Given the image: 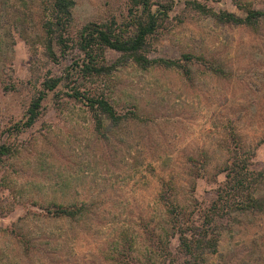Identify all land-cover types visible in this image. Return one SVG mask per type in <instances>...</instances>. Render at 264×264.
<instances>
[{"label":"rangeland","instance_id":"obj_1","mask_svg":"<svg viewBox=\"0 0 264 264\" xmlns=\"http://www.w3.org/2000/svg\"><path fill=\"white\" fill-rule=\"evenodd\" d=\"M171 1L150 56H204L225 74L195 63L188 78L131 62L93 82L67 78L81 54L48 56L44 0H0V146L12 149L0 163V264H126L118 260L124 232L141 262L171 264L152 251L146 223L169 241L174 263L184 262L179 240L168 235L162 183L172 181L184 208L198 213L225 179L217 173L231 159L230 131L254 151L253 168L263 173L257 196L264 198V18L255 28L222 24L193 10L191 0ZM200 1L240 15L238 1L264 9V0ZM129 8V0H76L71 32L93 21L125 28ZM106 56L112 63L120 53L107 49ZM47 76L63 80L47 93L34 126L16 132ZM74 85L105 93L119 114L133 110L138 118L98 131L87 101L71 96ZM53 202L87 210L53 217L44 208ZM237 216L204 264H264V211Z\"/></svg>","mask_w":264,"mask_h":264},{"label":"trees","instance_id":"obj_2","mask_svg":"<svg viewBox=\"0 0 264 264\" xmlns=\"http://www.w3.org/2000/svg\"><path fill=\"white\" fill-rule=\"evenodd\" d=\"M44 31L43 46L50 58L59 61L60 57L77 49L80 56L74 60V67L68 72L67 78L77 74L79 78L95 81L107 77L119 66L134 63L142 69L155 66L175 68L188 78L192 76L193 65H206L215 73L225 74V68L213 61L185 53L180 58L151 57L150 49L153 39L162 27L169 12L173 9L171 0H129L132 19L125 28H118L115 21L88 22L76 34L71 32L73 9L76 0H44ZM188 5L195 11L214 18L222 24L246 25L257 27L264 18V9L256 8L251 3L237 2L244 14L228 10H216L200 0L188 1ZM132 28V29H130ZM118 51L120 56L116 61L108 63L106 51ZM63 77L47 76L42 83L43 89L35 94L26 112V120L15 124L16 132L31 128L41 114L44 99L49 91H54L62 82ZM72 95L76 99L86 100L96 123V129L102 131L104 126H116L129 117L138 118L136 111L119 114L110 96L105 93L84 91L74 85ZM230 137L235 143L231 147V159L227 161L217 174L223 173L225 179L220 182L215 198L208 204L196 209L198 213L188 211L176 196V186L172 181L162 183L159 200L168 214L170 237L179 240L180 250L187 256L184 262L174 263L170 244L166 237L158 233L157 229L144 224L146 238L150 242L152 251L162 259H169L171 264H204L205 255L215 252L218 248L220 236L224 230L230 228L238 219V213L264 211V198L257 196L263 173L253 168L254 151L242 148L237 135L230 131ZM12 154L11 146H0V163L3 156ZM45 208L46 214L53 217L77 218L83 215L86 204L50 203ZM203 210V211H202ZM201 213V214H199ZM196 214L199 215L197 218ZM122 249L118 260L126 264H145L133 254V239L126 232L121 236ZM153 253V254H154Z\"/></svg>","mask_w":264,"mask_h":264}]
</instances>
